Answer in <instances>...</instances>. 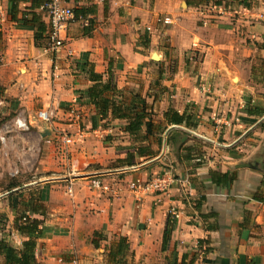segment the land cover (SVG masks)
Masks as SVG:
<instances>
[{
    "label": "crops",
    "instance_id": "crops-1",
    "mask_svg": "<svg viewBox=\"0 0 264 264\" xmlns=\"http://www.w3.org/2000/svg\"><path fill=\"white\" fill-rule=\"evenodd\" d=\"M214 1L61 0L74 18L52 52L46 12L36 10L47 29L36 45L0 0L1 100L30 123L42 151L39 178L0 196V239H28L15 230L25 213L42 220L38 264H264V0L206 5ZM91 69L103 82L113 75L106 117L88 95ZM112 103L127 118L112 117ZM132 106L152 121L151 134L145 124L126 130ZM40 110L51 123L33 120ZM169 110L188 125L168 123ZM16 145L19 157L18 137ZM164 173L172 183L159 195L113 197L89 185ZM12 192L22 194L17 209Z\"/></svg>",
    "mask_w": 264,
    "mask_h": 264
},
{
    "label": "trees",
    "instance_id": "trees-1",
    "mask_svg": "<svg viewBox=\"0 0 264 264\" xmlns=\"http://www.w3.org/2000/svg\"><path fill=\"white\" fill-rule=\"evenodd\" d=\"M51 0H7L8 3V16L11 21L15 22L23 29H32L34 31V43L39 44L44 38L46 32V25L41 20L40 15L36 10L40 9L44 11V6ZM227 0H215L214 5L226 4ZM237 1L239 4L249 7V3L246 0H230ZM21 7V4H27ZM79 13L75 12L77 16ZM90 78L94 81V85L88 89V95L91 102H94L99 109V114L102 117H106L108 113V108L110 105V100L104 95L106 92L112 90L115 91L116 87L113 82V75L108 71V78L106 82L102 81V74L95 73L92 69L89 71ZM4 88L0 86V99L3 97ZM144 102V101H142ZM133 111V115L128 117V123L126 125V130L130 134H138L142 129V125L145 124L146 134L152 133L153 123L149 119L144 122V118L147 116L146 113L136 110L135 107H129ZM111 115L112 117H123L127 118L125 113L121 111V107H117L112 103L111 105ZM165 119L170 124H182L183 122L188 125L189 116L184 117L183 115L177 113L176 111L169 110L165 113ZM19 183L12 182L7 184L6 188L8 191L17 187ZM22 194L18 192H12L9 194V199L11 201V207L17 209V204L19 202L20 196ZM30 212L35 214L37 211L31 209ZM38 214H41L37 212ZM25 217V220L22 218ZM40 224L42 220L34 217H29L23 214H19L15 219V230L21 235L27 236L28 239L23 241L20 247H16L11 243L7 242L5 239H0V257H3L2 264H38L35 259V248L36 240L33 238L34 235L39 233ZM174 221L168 216L166 222V228L164 231V238L167 240L170 237V232L172 230Z\"/></svg>",
    "mask_w": 264,
    "mask_h": 264
},
{
    "label": "built area",
    "instance_id": "built-area-1",
    "mask_svg": "<svg viewBox=\"0 0 264 264\" xmlns=\"http://www.w3.org/2000/svg\"><path fill=\"white\" fill-rule=\"evenodd\" d=\"M131 2H138L141 0H130ZM207 6L222 8L221 5L206 4ZM206 6V7H207ZM44 11L46 12L48 18V31H47V46L46 50L55 52L63 46V40L60 37V32L64 28L67 21L74 18L73 10L70 7L62 6L61 0H51L44 6ZM163 23H169L170 19L167 17L162 19ZM2 101L0 100V104ZM52 113L47 110H40L35 115L33 120L40 121L44 124H49L52 121ZM13 125L16 129L22 131H29L30 123L24 118L16 117L13 120ZM64 141L66 143H73L74 140L68 136L64 135ZM0 142H6L5 132L3 128L0 127ZM172 183V178L166 173L163 175H155L149 180H141L140 178H135L128 181L126 184H117L116 181H105L100 177L92 178L89 185L91 189L100 191L101 193H107L111 196H119L121 193H132L135 197H140L141 193L151 192L154 195L166 193ZM68 193L72 195V185L69 184L67 187ZM169 214L176 218L177 213L174 208H170ZM30 217V216H29ZM25 220V217L22 218ZM76 263V261L74 262Z\"/></svg>",
    "mask_w": 264,
    "mask_h": 264
},
{
    "label": "rangeland",
    "instance_id": "rangeland-1",
    "mask_svg": "<svg viewBox=\"0 0 264 264\" xmlns=\"http://www.w3.org/2000/svg\"><path fill=\"white\" fill-rule=\"evenodd\" d=\"M1 101L0 127L5 132L6 142H0V196L9 183L23 184L38 179L36 168L40 165L39 156H42V151L40 153L38 148L33 147L34 140L28 134L29 131H22L14 127L13 120L16 117L10 109L11 105ZM20 134L25 137L24 141L21 140ZM17 137L21 141L20 152L22 151V155L19 157L16 155V148L20 146L16 145ZM5 224V221H1L0 229H4Z\"/></svg>",
    "mask_w": 264,
    "mask_h": 264
}]
</instances>
